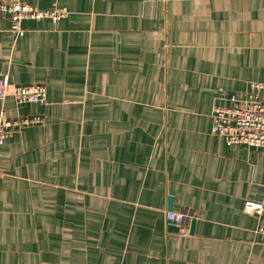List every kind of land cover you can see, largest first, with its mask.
I'll return each mask as SVG.
<instances>
[{
	"label": "crops",
	"instance_id": "obj_1",
	"mask_svg": "<svg viewBox=\"0 0 264 264\" xmlns=\"http://www.w3.org/2000/svg\"><path fill=\"white\" fill-rule=\"evenodd\" d=\"M23 1L68 15L0 19V74L48 99H0L40 116L0 148V264H264V150L210 133L264 83V0Z\"/></svg>",
	"mask_w": 264,
	"mask_h": 264
},
{
	"label": "built area",
	"instance_id": "obj_2",
	"mask_svg": "<svg viewBox=\"0 0 264 264\" xmlns=\"http://www.w3.org/2000/svg\"><path fill=\"white\" fill-rule=\"evenodd\" d=\"M68 15L65 7L60 9L43 10L36 5L23 0H0V19L8 18L10 29L15 33L21 32L20 22L23 19L40 20L49 18L57 21ZM264 90V83L251 82L248 88L238 94H231L228 105L214 106L211 113L210 133L219 142L230 147L245 145L247 147L264 150V100L260 98ZM11 94L16 103L39 102L48 103L46 88L43 85L10 86L9 75L0 74V99ZM40 122V116L21 115L8 118L0 112V148L5 144L14 130ZM243 211L257 218L255 232L259 240L264 243V187L260 200L246 199L243 202ZM195 218L193 213L184 211H166L167 225L181 226Z\"/></svg>",
	"mask_w": 264,
	"mask_h": 264
},
{
	"label": "water",
	"instance_id": "obj_3",
	"mask_svg": "<svg viewBox=\"0 0 264 264\" xmlns=\"http://www.w3.org/2000/svg\"><path fill=\"white\" fill-rule=\"evenodd\" d=\"M168 207L171 209V197L168 198ZM192 223H194V219H192Z\"/></svg>",
	"mask_w": 264,
	"mask_h": 264
}]
</instances>
